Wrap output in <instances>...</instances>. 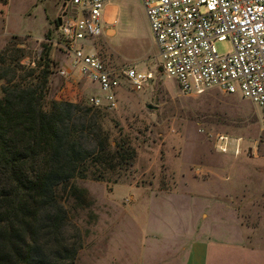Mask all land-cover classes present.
I'll return each mask as SVG.
<instances>
[{"label": "rangeland", "instance_id": "374dc122", "mask_svg": "<svg viewBox=\"0 0 264 264\" xmlns=\"http://www.w3.org/2000/svg\"><path fill=\"white\" fill-rule=\"evenodd\" d=\"M61 1L0 0L2 64L15 58L25 69L39 70L48 48L44 102L66 99L88 106L89 96L98 94L96 85L47 41L57 38ZM110 1L116 22L84 47L108 67L132 64L152 72L154 80L140 91L121 87L115 107L101 108L108 141L127 139L135 151L132 164L105 180L76 178L59 192L71 264H161L167 256L184 264L192 244L208 241L209 233L230 237L225 252L218 251L220 264H264V116L249 101L217 88L182 92L157 72L159 59L140 0ZM214 47L219 54L231 51L227 40ZM59 69L67 74L59 75ZM70 186L77 191L69 194ZM241 189L258 193L256 209L232 213L217 207L203 220L207 196ZM239 214L249 216L246 223L253 226L242 234L243 246L233 227V215ZM217 255L211 254L209 264Z\"/></svg>", "mask_w": 264, "mask_h": 264}, {"label": "trees", "instance_id": "16d2710c", "mask_svg": "<svg viewBox=\"0 0 264 264\" xmlns=\"http://www.w3.org/2000/svg\"><path fill=\"white\" fill-rule=\"evenodd\" d=\"M5 59L0 56V264H71L60 190L76 178L105 180L127 169L135 151L125 138L108 141L101 108L44 102L48 48L36 71L15 58L2 64Z\"/></svg>", "mask_w": 264, "mask_h": 264}, {"label": "built area", "instance_id": "2783aa9c", "mask_svg": "<svg viewBox=\"0 0 264 264\" xmlns=\"http://www.w3.org/2000/svg\"><path fill=\"white\" fill-rule=\"evenodd\" d=\"M110 0H68L50 44L68 56L79 75L96 85L90 105L115 107L121 87L140 91L153 73L135 65L106 66L86 49L104 32L102 12ZM152 35L157 72L184 93L217 88L253 104L264 116V0H140ZM229 41V53L214 44ZM38 57V56H37ZM33 65L32 61L29 62ZM65 76L67 71L59 69Z\"/></svg>", "mask_w": 264, "mask_h": 264}, {"label": "crops", "instance_id": "0c3cea01", "mask_svg": "<svg viewBox=\"0 0 264 264\" xmlns=\"http://www.w3.org/2000/svg\"><path fill=\"white\" fill-rule=\"evenodd\" d=\"M64 2H65V0L61 1V5H63ZM102 19H103L104 28H105L104 32L108 29H111L112 25L116 22V20H117L116 19V8L112 5L111 1L105 5L103 12H102ZM98 94H99V92H98ZM257 194H258L257 192H252L251 190H248L245 192V190L241 189L237 192H235V191L225 192L222 196H219V197L218 196H216V197L215 196L214 197L207 196V199H209L208 205L203 207V209L201 210V214H202V216H204L203 220H205L208 217V214H210L211 209L217 208V207H219V209L223 212L230 211L232 213L233 212L234 213H238V212H241V213L247 212L248 213V211H249L251 213L252 210L256 209V207H257V204H256V202H257L256 199L258 196ZM188 195H189L188 197H191V198L195 197L191 193H189ZM240 214H239V216L233 215L234 216L233 227L235 229H238V231H239L238 232L239 237L236 240L237 243L240 246H243L245 241H246V237L244 238L242 236V234H245V233L247 234V230L253 228V226L246 223V222H250L249 218H248L249 216L243 217ZM184 217L187 218L186 216H184ZM188 225H189V223H187L186 228ZM170 227H171V225H170ZM242 230H243V232H242ZM207 233H209V232H207ZM203 234H206V233L203 232ZM162 235H163V233H162ZM167 235L170 236V232H168ZM208 237H210L211 239ZM207 238H208L207 239L208 241L202 240V242L199 245L198 244L197 245L192 244L190 253H188V255H191V257L187 255V257H186L187 262L185 260L184 264H209V260L212 261L210 259V256H211V254H214V253H216L218 255L216 258H214V261L211 264H220L219 263V255L221 252H225L224 249L227 247L226 243H231L229 240L230 237H228V238L224 237V239H218L215 236L212 237V235H210V233H209V234H207ZM213 238H215V239H213ZM247 240H248V238H247ZM239 249L242 250L243 248L239 247ZM196 251H200L201 253L197 256ZM218 251H221V252H218ZM250 254H252V253H250ZM250 254H249V256H251ZM161 260L163 261L161 264H178L179 263V262H177V260L175 259L174 256L172 257V259H171V256H167V257H163Z\"/></svg>", "mask_w": 264, "mask_h": 264}, {"label": "water", "instance_id": "95a60500", "mask_svg": "<svg viewBox=\"0 0 264 264\" xmlns=\"http://www.w3.org/2000/svg\"><path fill=\"white\" fill-rule=\"evenodd\" d=\"M68 0H65V2H67ZM56 22H57V24L59 23V17L56 19ZM147 108H150V106L149 105H147Z\"/></svg>", "mask_w": 264, "mask_h": 264}]
</instances>
